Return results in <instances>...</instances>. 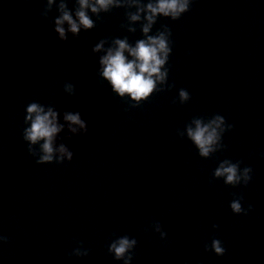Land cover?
I'll return each mask as SVG.
<instances>
[{
  "label": "water",
  "instance_id": "95a60500",
  "mask_svg": "<svg viewBox=\"0 0 264 264\" xmlns=\"http://www.w3.org/2000/svg\"><path fill=\"white\" fill-rule=\"evenodd\" d=\"M45 4L0 0V234L8 237L0 264H123L108 244L125 234L137 239L132 264H264V0H193L179 19L158 18L152 31L167 24L172 33L174 87L135 108L98 76L91 51L104 37L140 38L120 27L125 10L61 41L56 9L44 17ZM65 81L75 95L63 91ZM180 88L190 93L184 104ZM32 101L79 110L87 121L86 134L64 140L72 161L37 164L27 152ZM217 113L233 125L227 147L202 158L177 129ZM225 158L252 168L247 186L212 178ZM233 193L252 205L247 215L231 211ZM214 237L222 256L205 250ZM77 242L87 256L70 255Z\"/></svg>",
  "mask_w": 264,
  "mask_h": 264
},
{
  "label": "clouds",
  "instance_id": "9594fccd",
  "mask_svg": "<svg viewBox=\"0 0 264 264\" xmlns=\"http://www.w3.org/2000/svg\"><path fill=\"white\" fill-rule=\"evenodd\" d=\"M46 0L42 16L47 17L55 7L57 15L51 21L52 28L61 41H67L69 34L78 36L81 31L91 30L96 22L102 19V13H109L115 8H123L125 22L120 27L126 32L141 36L133 42L129 37H104L98 40L91 51L98 55L97 74L110 86V90L120 98H127L129 107H138L154 92L170 90L174 84L168 82L169 67L167 66L172 53L173 41L171 29L167 24H161L155 32L153 27L158 18L165 17L175 21L190 10L193 0ZM95 17V19H93ZM63 91L69 96L75 95V85L65 81ZM190 93L185 88L178 90V101L184 104L190 100ZM173 103L177 102L174 98ZM127 110V109H126ZM23 117L24 127L22 139L26 142L27 152L35 158L37 164L72 161L74 152L64 142L74 135H84L88 131L87 121L82 118L79 110H64L61 112L52 104L32 101L25 106ZM233 128L231 123L221 114L209 117H194L185 126V131L177 129V135L186 137L198 150L202 158H209L217 151L226 149L223 142L224 134ZM264 157V153L260 154ZM242 161L229 158L220 160L212 172V178H222L225 185L236 187L247 186L252 180V168L241 167ZM229 207L234 214H245L252 209L242 207V195L233 193ZM152 229L165 240L167 233L159 221L153 222ZM213 228L219 226L214 224ZM8 237L0 234V243L7 242ZM70 255L87 256L89 250L77 242ZM137 245L135 237L117 236L108 244V252L114 260L123 264H132L134 249ZM218 256L224 255L226 249L218 238H213L210 245H204Z\"/></svg>",
  "mask_w": 264,
  "mask_h": 264
}]
</instances>
